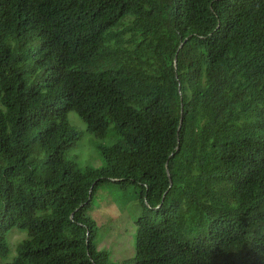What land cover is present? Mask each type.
Instances as JSON below:
<instances>
[{"label": "trees", "instance_id": "trees-1", "mask_svg": "<svg viewBox=\"0 0 264 264\" xmlns=\"http://www.w3.org/2000/svg\"><path fill=\"white\" fill-rule=\"evenodd\" d=\"M105 182L141 189L136 264H264V0H0V264H115Z\"/></svg>", "mask_w": 264, "mask_h": 264}, {"label": "rangeland", "instance_id": "rangeland-1", "mask_svg": "<svg viewBox=\"0 0 264 264\" xmlns=\"http://www.w3.org/2000/svg\"><path fill=\"white\" fill-rule=\"evenodd\" d=\"M69 120L81 134L77 144L69 151L70 157L83 167H102L104 158L100 149L102 146H110L113 141L110 138L100 139L90 133L76 112L69 113ZM140 193L139 186L129 185L124 189L118 184L105 182L97 188L88 208V215L99 226L97 239L100 249L109 253L111 263L136 264V220L145 212ZM24 238V232L12 229L8 235L10 256L15 255L16 244Z\"/></svg>", "mask_w": 264, "mask_h": 264}, {"label": "water", "instance_id": "water-1", "mask_svg": "<svg viewBox=\"0 0 264 264\" xmlns=\"http://www.w3.org/2000/svg\"><path fill=\"white\" fill-rule=\"evenodd\" d=\"M182 46V45H181ZM177 59V58H176ZM177 64V60H175V65ZM182 113H183V105H182ZM182 122H183V117H182V119H181V122H180V125H179V128L181 127V124H182ZM178 142H179V139H178ZM179 147H180V145L178 144V146H177V150L179 149ZM175 153H172L171 155H170V157L171 156H173ZM166 168H167V173H168V176H169V180H170V187L172 186V184H173V181H172V178H171V175H170V169H169V167H168V162H167V164H166ZM96 183V182H95ZM93 187H94V184H93V186L91 187V189H90V196H89V198H91L92 197V191H93ZM74 215V213H72V216ZM88 235H89V232H88Z\"/></svg>", "mask_w": 264, "mask_h": 264}, {"label": "clouds", "instance_id": "clouds-1", "mask_svg": "<svg viewBox=\"0 0 264 264\" xmlns=\"http://www.w3.org/2000/svg\"><path fill=\"white\" fill-rule=\"evenodd\" d=\"M181 45H183V43H182ZM181 45H180V47H182ZM176 58H177V56H176ZM176 58H175V60H177ZM176 66H177V64H176ZM182 117H183V114H182ZM181 119H182V118H181ZM180 122H181V121H180ZM182 123H183V122H182ZM181 125H182V124H181ZM180 128H181V127H180ZM73 216H74V215H73Z\"/></svg>", "mask_w": 264, "mask_h": 264}]
</instances>
